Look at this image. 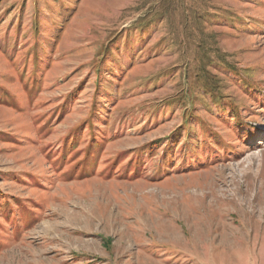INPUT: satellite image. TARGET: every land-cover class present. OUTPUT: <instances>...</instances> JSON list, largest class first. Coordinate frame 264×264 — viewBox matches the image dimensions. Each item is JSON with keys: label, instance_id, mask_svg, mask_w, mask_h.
Returning a JSON list of instances; mask_svg holds the SVG:
<instances>
[{"label": "rangeland", "instance_id": "rangeland-1", "mask_svg": "<svg viewBox=\"0 0 264 264\" xmlns=\"http://www.w3.org/2000/svg\"><path fill=\"white\" fill-rule=\"evenodd\" d=\"M0 264H264V0H0Z\"/></svg>", "mask_w": 264, "mask_h": 264}]
</instances>
